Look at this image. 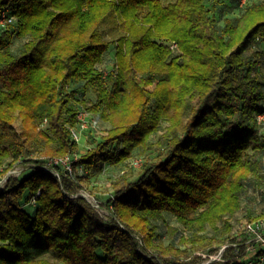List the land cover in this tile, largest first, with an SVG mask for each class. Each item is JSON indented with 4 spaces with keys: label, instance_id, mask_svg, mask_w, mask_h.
Wrapping results in <instances>:
<instances>
[{
    "label": "trees",
    "instance_id": "1",
    "mask_svg": "<svg viewBox=\"0 0 264 264\" xmlns=\"http://www.w3.org/2000/svg\"><path fill=\"white\" fill-rule=\"evenodd\" d=\"M214 2L0 0L12 18L0 26V178L22 165L0 189V264H204L221 250L206 264H245L230 218L263 179L249 151L264 152V0H236L241 14L221 28ZM15 38L26 39L18 54ZM81 110L108 125L84 153L71 136ZM135 151L138 176L114 188L107 223L77 194ZM66 155L79 156L71 176L44 169ZM165 214L183 229L168 228L170 242L158 235Z\"/></svg>",
    "mask_w": 264,
    "mask_h": 264
},
{
    "label": "rangeland",
    "instance_id": "2",
    "mask_svg": "<svg viewBox=\"0 0 264 264\" xmlns=\"http://www.w3.org/2000/svg\"><path fill=\"white\" fill-rule=\"evenodd\" d=\"M261 0H248L249 4H255L260 2ZM213 0H205V4L207 7H210L213 4ZM215 14H217V26L221 28L227 18L236 19L242 12V8H240L236 0H222L221 2L215 1ZM110 26L103 25L101 27V32L105 39L110 40L112 38ZM26 41L24 38H15L12 40L11 50L14 54H18L22 48L23 43ZM257 50H264L261 45H257ZM261 67V74L264 80V59L262 62ZM114 66V48L111 47L109 52L103 59V62L99 65V69L103 72H107L111 70ZM88 97L93 99L91 94H88ZM94 122L89 123V127L79 133V141L82 143L81 153H84V149L86 147H90L92 145V138L99 139L102 138L108 129V125L106 123L101 122L97 119L96 116L92 115ZM260 122V126L258 127V132L261 136L264 137V116L258 119ZM166 126L165 123H162V127ZM16 129L20 128V124L17 121L15 123ZM164 133V128L159 130L156 135L152 137V141L158 139L161 134ZM253 158L258 160L262 166V174L263 179L259 183H255L253 181H248L246 184V189L241 196V209L230 218L231 222L234 224L236 229H239L241 224L246 222L245 214L247 212L251 213V216L254 217L264 211V152H259L254 154V152L249 151ZM157 154L156 151L150 153V157L154 158ZM38 157L36 151L30 152L27 158H34ZM79 156L76 155V158ZM39 158V157H38ZM142 158L137 155V151L134 152L133 156L128 159L126 162L120 165H109L105 164L103 170L91 177L89 180H86L85 190H82L83 193L86 195V200L91 204L98 214L103 218L105 222H109V212L105 209L104 204L106 201L113 195L114 188L122 182V176H126L130 181H133L137 178L138 174L137 171L142 163ZM20 169H22V165H19ZM82 173V172H81ZM98 207V208H97ZM168 228H173L177 230V234L182 232V227L177 223L175 218L169 214H165L164 220L158 222V235L160 239L164 242H170L172 240H176V235H172L167 231ZM175 236V237H174ZM240 240V239H239ZM238 240V241H239ZM245 242V241H244ZM251 244H246V258L244 259L245 263L251 262L254 260V254L259 250V247L256 249H252L250 247ZM256 250V251H255ZM218 255L213 257L211 256L210 259L206 260L204 264L208 263L210 260H219ZM251 257V258H250ZM49 261H55L54 254H49L45 257Z\"/></svg>",
    "mask_w": 264,
    "mask_h": 264
},
{
    "label": "built area",
    "instance_id": "3",
    "mask_svg": "<svg viewBox=\"0 0 264 264\" xmlns=\"http://www.w3.org/2000/svg\"><path fill=\"white\" fill-rule=\"evenodd\" d=\"M246 1L247 0H239L240 5L245 4ZM11 20L12 18L7 19V16L5 14H1L0 26L4 25L6 22H11ZM259 118H261V116H259L258 119ZM77 120H78V128L71 129V136L73 140L76 142H78L80 139L79 133L87 129L89 127V123L94 122L92 115L82 110L79 111V113L77 114ZM75 160H76V155H66L60 158H51L45 162L44 169L50 172L51 174H53L57 178L60 177V173L71 176L73 174L72 163ZM21 171L22 169L18 167L9 170L4 177L0 178V189L4 187V184L8 177H16L21 173ZM77 196L83 197L85 199L87 198L86 195L83 193V191H80L77 194ZM93 207L96 208L95 205ZM239 234H242L243 236L242 238H244L246 244H251L250 247L252 249H256V247L260 248L254 254V260L245 264H264V256L259 253L261 250L264 251V217L252 222H244V224H241L239 226ZM221 251L218 254L219 256L218 259L220 258Z\"/></svg>",
    "mask_w": 264,
    "mask_h": 264
}]
</instances>
